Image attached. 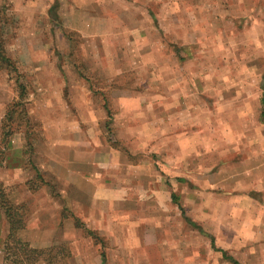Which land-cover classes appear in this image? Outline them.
<instances>
[{"label": "crops", "instance_id": "obj_1", "mask_svg": "<svg viewBox=\"0 0 264 264\" xmlns=\"http://www.w3.org/2000/svg\"><path fill=\"white\" fill-rule=\"evenodd\" d=\"M205 4L207 0L178 2L179 8L195 10ZM260 16V0H223V72L213 78L223 95L216 103L220 112L212 113L210 102L205 103L209 113L198 125H183L168 140H164L165 117L178 115L161 110L163 104L157 107L156 92L151 97L150 92L112 86L106 95L114 106L112 113L102 98L92 96L90 86L72 67L46 63L48 50H42V44L51 40V34L44 35V26H21L11 37L18 41L16 50L6 55L23 71L27 120L42 123V138L30 152L23 131L15 133L0 161V185L17 188L16 204H43L37 214L43 219L36 215L15 236L32 248L70 241L65 264H115L116 260V264H264V27ZM62 36L65 53L69 44ZM34 40L42 43L36 56ZM191 47L182 46L189 63L200 57ZM203 69L196 87L214 84ZM111 73L115 75V69ZM190 77L191 81L174 84L178 90L188 88L176 98L182 106L179 110L188 107L185 115L196 113L190 102L196 79ZM17 98L15 88L5 91L0 77V131L7 105ZM154 117L155 122L148 121ZM55 126L67 130L59 137ZM110 127L121 146L105 143ZM139 130L145 139L154 137V145L130 144ZM54 134L60 138L56 145ZM108 171L114 177H106ZM37 174L45 176L43 186H27ZM46 178L60 191L55 199L59 203L52 208H48L52 197ZM64 207L71 217L61 220ZM172 207L176 209L173 221ZM48 217L57 225L52 226ZM74 217H81L83 224L93 223L84 226L97 236L107 235V252L100 248L93 261L88 259L89 235L75 225ZM220 217L222 226L214 224ZM8 233L9 222L0 206V263ZM213 250L218 252L215 259Z\"/></svg>", "mask_w": 264, "mask_h": 264}, {"label": "rangeland", "instance_id": "obj_2", "mask_svg": "<svg viewBox=\"0 0 264 264\" xmlns=\"http://www.w3.org/2000/svg\"><path fill=\"white\" fill-rule=\"evenodd\" d=\"M179 1L0 0V37L2 40L5 39V54H11L13 50H16L18 43V41L12 40L11 37H16L21 26H44L46 28L44 35L51 34V37L47 36L51 40L44 41L43 44L39 43L38 40H34L33 49L37 48L34 55L36 56V53L41 52L38 47L42 44L44 48L42 50H48L46 63L53 62L54 64H64L67 67H72L78 78L90 86L91 92H89L92 96L98 99L102 98L105 103L104 106L111 109L112 113L114 106L106 98L108 89L112 86H116L117 89L126 86L132 92H150L151 97L157 93V96L154 97H158L160 101L157 107L160 108V104H163L161 110L178 115L165 117V124L167 125H165L164 140H168L170 134L183 125L197 126L199 119L209 113V110L205 108V103L210 102L209 107L212 113L220 112L216 110V103L223 98V95L215 87V80H213L214 77L219 75V71L223 72V0H207L208 7L205 4V6L196 10L188 6L179 8ZM260 4V20L264 27V0H260ZM93 33L101 36L95 38L85 37ZM62 34L67 38L69 44L68 51L65 53H63V50L66 49V45ZM111 34L116 37L114 39L109 37L108 35L111 36ZM186 44L193 45L191 47L193 54L200 56L192 63H189L185 58V51L182 46ZM9 58L13 62V66L0 61L1 82L5 83V91L11 92V89L15 88V94L18 95L20 92L18 85L22 84L25 87V78L19 63L12 57ZM42 60L44 61L45 58L43 57ZM203 68H206L204 75L211 79L210 82L214 83L210 87H196L197 81L200 82L201 77H203ZM113 69H115V75L111 73ZM190 75H194L196 79L191 85V89L195 92L190 96V102L196 107V113L185 115L187 114L185 109L188 107H184L183 111L179 110L182 106L179 105L176 98L179 95L183 96L188 88L178 90L174 88L176 86L174 84H177V81L181 84L191 81L193 78ZM155 83H159V88H155ZM25 97L28 98L26 92ZM24 99H14L7 105L0 131V161L9 152L14 135L20 130L23 131L24 137H26L25 142L29 146L27 148L30 152H34L42 138L39 129L42 123L32 124L27 120L24 106L26 99ZM17 102L21 105H17ZM106 118L108 122L109 116ZM151 120L155 122V117L148 121ZM66 122L61 121L59 124ZM55 127V132L59 137L60 132L67 130V126L62 129L59 126ZM138 133L140 135L130 138V144H146L150 147L154 145V137H146L145 139L144 135H141V130ZM56 134L53 135V145L57 144L55 140L60 139ZM115 135L112 127L108 128L104 136L105 143L109 142L121 146L122 143L115 139ZM84 144L85 141H83ZM107 175L114 177L111 171L105 174L106 177ZM44 178L45 176L42 178L41 174L40 176L37 174L27 186L39 189L43 186ZM46 182L49 184L52 197L48 203V208H52V206L59 203L55 199L60 196V191L47 178ZM16 191L17 188L5 187L1 184L0 206L4 210L5 206H10L8 209H10L12 219L19 221L22 226L21 229H23L30 224L32 219H37L35 216L40 211L38 208L42 210L43 204L40 206L37 201L32 203L23 201L16 204L14 201ZM33 206H36V208H33ZM175 210L172 207V221ZM70 215L69 209L64 207L61 220L71 217ZM48 218L54 226L56 223H54L53 218ZM38 219L43 218L38 216ZM79 219L82 220L81 217ZM59 222V226H62V221ZM214 224H221L220 226H222L223 217L218 218ZM84 225L89 227L93 226V223H84ZM121 226L126 227L127 225L122 224ZM212 228L214 229V226ZM84 235L88 236L89 234L84 233ZM219 235L223 238V234ZM101 236L93 237L89 235L91 239L89 237L86 239L89 242L87 244L88 259L92 261L98 255L97 252L100 248L105 252L109 245L107 235ZM15 237L18 238L17 235ZM220 240L218 239V242ZM8 243L10 249L7 254L3 250L8 259L5 260L3 257L0 264H18L15 260L24 258L19 250L20 245L15 239ZM70 243V241L66 243L58 242L45 247H37L41 252L38 254L32 253V256H38L36 262H43V264H48V261L51 264H65L71 253ZM216 253L218 252L213 250L212 259H215ZM116 263H119V261L116 260Z\"/></svg>", "mask_w": 264, "mask_h": 264}, {"label": "trees", "instance_id": "obj_3", "mask_svg": "<svg viewBox=\"0 0 264 264\" xmlns=\"http://www.w3.org/2000/svg\"><path fill=\"white\" fill-rule=\"evenodd\" d=\"M0 61L2 63H6L7 65H10V66H13V62L11 61V59L5 54V50H4V46H3V40L1 39L0 37ZM18 88H19V98H24L25 96V87L22 85V84H19L18 85ZM17 105H21L19 102L16 103ZM263 115H264V107H263ZM10 206H5V214H6V217H7V220L9 222V233L7 235V238L5 240V244H4V250H5V253L7 254V252L9 251L10 247L8 246L9 245V241L11 240H16V242L20 245L19 247V250L22 252V254L24 255V258L22 260H19L17 258V260H15L18 264H34L37 260H38V256H35L33 257L32 256V253H35V254H38L39 252H41V250L37 249V248H32L29 246L28 243L22 241V240H19L18 238L15 237V234H16V231L21 228V224H19V221H14L12 219V215H11V212H10ZM75 219V225L79 228H82L85 233L93 236V237H97L96 234L94 233V231L86 228L84 226V224L77 218V217H74ZM5 254V255H6ZM5 260L8 259V257H4ZM48 264H51L49 263L48 261Z\"/></svg>", "mask_w": 264, "mask_h": 264}]
</instances>
